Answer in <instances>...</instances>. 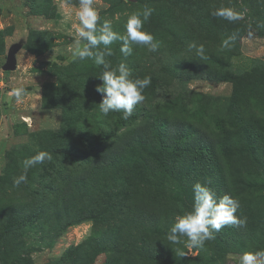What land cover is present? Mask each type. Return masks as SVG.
I'll return each mask as SVG.
<instances>
[{
    "label": "rangeland",
    "instance_id": "374dc122",
    "mask_svg": "<svg viewBox=\"0 0 264 264\" xmlns=\"http://www.w3.org/2000/svg\"><path fill=\"white\" fill-rule=\"evenodd\" d=\"M94 7L97 27L107 20L121 35L130 14L153 10L143 27L157 51L132 45L125 57L117 41L105 57L113 68L125 63L134 79L151 77L126 120L100 113L102 66L71 59L78 0H0V264H238L242 253L264 250V0H94ZM220 7L242 19L210 14ZM191 42L204 46L205 58ZM12 47L15 66L5 71ZM20 86L26 95L18 101L12 90ZM154 114L220 140L210 175L171 161L155 135L79 182V172ZM40 151L52 159L14 187L23 161ZM197 182L237 199L246 227L227 225L202 249L170 244L167 233L191 211ZM135 204L148 213L136 214Z\"/></svg>",
    "mask_w": 264,
    "mask_h": 264
},
{
    "label": "clouds",
    "instance_id": "9594fccd",
    "mask_svg": "<svg viewBox=\"0 0 264 264\" xmlns=\"http://www.w3.org/2000/svg\"><path fill=\"white\" fill-rule=\"evenodd\" d=\"M152 9L144 7L130 14L124 24L125 34L113 30L110 21L105 20L99 28L100 19L94 0H78V10L75 15L79 21L76 27L77 39L71 50L72 61L91 59L95 65L104 69L98 76L102 83L96 87V91L102 95L98 104L100 113L107 116L110 112H122V118L128 119L133 114L136 105L145 100L144 89L151 84V77L132 78V70L120 63L113 68L106 56H112L110 47L114 42L121 41L120 52L125 56L131 55L132 45H140L149 52H155L159 48V42L154 40L151 33L144 30V24L149 20ZM214 17L221 18L230 23L242 19V15L230 7L216 8L210 13ZM235 36H229L222 42V49H228ZM101 46L102 49H101ZM189 49H194L195 54L201 59L205 58L204 46L191 42ZM13 97L20 101L26 95L23 86L12 90ZM52 156L46 151H40L36 155L23 161V173L13 179V186L18 187L22 182H27V171L45 160H51ZM193 203L191 211L182 216H177L167 240L170 244L181 245L190 249H202L205 242L215 239V233L227 225L240 228L246 227L247 217L236 215L240 208L239 201L225 194L217 197L206 185L197 182L193 185ZM186 238V239H183ZM179 257L187 256V253L176 248ZM238 264H264V250L244 252L238 257Z\"/></svg>",
    "mask_w": 264,
    "mask_h": 264
},
{
    "label": "trees",
    "instance_id": "16d2710c",
    "mask_svg": "<svg viewBox=\"0 0 264 264\" xmlns=\"http://www.w3.org/2000/svg\"><path fill=\"white\" fill-rule=\"evenodd\" d=\"M197 78H204L203 76ZM207 78V77H205ZM193 128V131L190 129ZM153 131L156 133H153ZM155 135H160L157 140L161 143L162 150L169 156L173 162L184 163L191 165L196 173L202 177L210 175L212 168L216 162L221 161L222 146L220 140L213 136L209 131L194 127L192 124L179 118H161L160 115H153L141 122L137 127L120 137L112 145L108 146L99 156H97L87 168L79 172L75 177H80L78 180L85 182L89 181V176L98 172L99 167L107 163H111L116 157L123 155L128 149L136 147L139 143L153 140ZM189 144H188V142ZM189 145V150L184 153V150L179 148L181 144ZM176 147V148H175ZM179 148V149H178ZM186 154H191L195 159L196 165H192L193 159H190L189 164H186ZM256 156V155H255ZM257 158V157H255ZM220 174H218L219 176ZM222 175H225L222 173ZM221 175V176H222ZM82 183V185H84ZM70 186V185H68ZM65 187V190L67 187ZM149 206V205H148ZM150 207V206H149ZM136 214L139 212L143 215L148 213V207L143 205H134ZM238 217L242 216L240 211H237Z\"/></svg>",
    "mask_w": 264,
    "mask_h": 264
},
{
    "label": "water",
    "instance_id": "95a60500",
    "mask_svg": "<svg viewBox=\"0 0 264 264\" xmlns=\"http://www.w3.org/2000/svg\"><path fill=\"white\" fill-rule=\"evenodd\" d=\"M14 51H15V47H12L7 53V61L6 64L4 65L5 71L11 70L15 66Z\"/></svg>",
    "mask_w": 264,
    "mask_h": 264
}]
</instances>
